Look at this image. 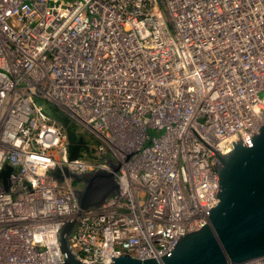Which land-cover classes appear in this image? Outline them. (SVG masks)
Returning a JSON list of instances; mask_svg holds the SVG:
<instances>
[{
  "label": "built area",
  "instance_id": "built-area-1",
  "mask_svg": "<svg viewBox=\"0 0 264 264\" xmlns=\"http://www.w3.org/2000/svg\"><path fill=\"white\" fill-rule=\"evenodd\" d=\"M263 124L264 0H0V264H63L69 222L82 262L161 258L208 223L216 155ZM97 170L119 190L81 209L65 171Z\"/></svg>",
  "mask_w": 264,
  "mask_h": 264
},
{
  "label": "water",
  "instance_id": "water-1",
  "mask_svg": "<svg viewBox=\"0 0 264 264\" xmlns=\"http://www.w3.org/2000/svg\"><path fill=\"white\" fill-rule=\"evenodd\" d=\"M46 111L63 126L70 159L77 157L80 148L87 149L85 140L61 113L52 106ZM216 164L220 188L208 223L181 236L172 251L159 259L121 254L109 264H241L264 255V124L249 142L237 141L226 154H217ZM10 170L7 167L2 176ZM53 175L62 179L58 171ZM65 176L84 183L76 193L81 209L99 206L119 190L114 174L106 170L81 175L65 171ZM73 225L65 223L58 234L63 264H88L69 247Z\"/></svg>",
  "mask_w": 264,
  "mask_h": 264
},
{
  "label": "rangeland",
  "instance_id": "rangeland-1",
  "mask_svg": "<svg viewBox=\"0 0 264 264\" xmlns=\"http://www.w3.org/2000/svg\"><path fill=\"white\" fill-rule=\"evenodd\" d=\"M55 124H57V123L55 122ZM94 143H95V141L91 142V145H93Z\"/></svg>",
  "mask_w": 264,
  "mask_h": 264
}]
</instances>
